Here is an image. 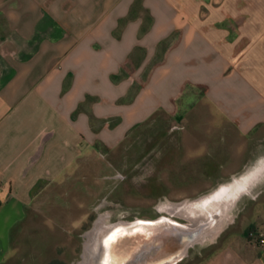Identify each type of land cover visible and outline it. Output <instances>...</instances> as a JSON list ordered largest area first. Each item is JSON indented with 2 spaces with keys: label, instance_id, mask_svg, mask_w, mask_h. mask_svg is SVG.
Returning <instances> with one entry per match:
<instances>
[{
  "label": "crops",
  "instance_id": "crops-1",
  "mask_svg": "<svg viewBox=\"0 0 264 264\" xmlns=\"http://www.w3.org/2000/svg\"><path fill=\"white\" fill-rule=\"evenodd\" d=\"M188 85L241 134L264 124V0H0V263L39 186ZM208 264H264V242Z\"/></svg>",
  "mask_w": 264,
  "mask_h": 264
},
{
  "label": "rangeland",
  "instance_id": "rangeland-1",
  "mask_svg": "<svg viewBox=\"0 0 264 264\" xmlns=\"http://www.w3.org/2000/svg\"><path fill=\"white\" fill-rule=\"evenodd\" d=\"M245 175L252 178L249 186L171 264H208L226 245L264 242L258 227L264 212V124L241 134L203 88L188 85L170 110L156 112L115 146L84 155L73 178L39 186L10 232L0 264H78L94 223L167 217L192 225V215L168 207Z\"/></svg>",
  "mask_w": 264,
  "mask_h": 264
},
{
  "label": "bare ground",
  "instance_id": "bare-ground-1",
  "mask_svg": "<svg viewBox=\"0 0 264 264\" xmlns=\"http://www.w3.org/2000/svg\"><path fill=\"white\" fill-rule=\"evenodd\" d=\"M242 178L197 199L168 207L169 212L183 214L185 211L192 215V225L167 217L113 225L94 223L85 234L78 264H169L178 260L186 247L215 225L236 196L249 186L250 175Z\"/></svg>",
  "mask_w": 264,
  "mask_h": 264
},
{
  "label": "water",
  "instance_id": "water-1",
  "mask_svg": "<svg viewBox=\"0 0 264 264\" xmlns=\"http://www.w3.org/2000/svg\"><path fill=\"white\" fill-rule=\"evenodd\" d=\"M177 261V260H176ZM176 261H174V262H176ZM174 262H172V263H174ZM169 264H171V263H169Z\"/></svg>",
  "mask_w": 264,
  "mask_h": 264
},
{
  "label": "flooded vegetation",
  "instance_id": "flooded-vegetation-1",
  "mask_svg": "<svg viewBox=\"0 0 264 264\" xmlns=\"http://www.w3.org/2000/svg\"><path fill=\"white\" fill-rule=\"evenodd\" d=\"M159 218V217H158ZM152 220V219H151Z\"/></svg>",
  "mask_w": 264,
  "mask_h": 264
}]
</instances>
